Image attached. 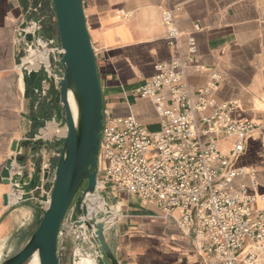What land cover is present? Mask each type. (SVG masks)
Returning a JSON list of instances; mask_svg holds the SVG:
<instances>
[{"label": "crops", "instance_id": "obj_1", "mask_svg": "<svg viewBox=\"0 0 264 264\" xmlns=\"http://www.w3.org/2000/svg\"><path fill=\"white\" fill-rule=\"evenodd\" d=\"M44 1L0 0V173L16 156L15 144L34 130L16 47L18 29L32 16L31 10L43 5L40 16L52 14V6ZM83 6L105 112L115 118L134 117L149 132H157L160 126L154 103L135 96V91L157 74L158 64L168 63L177 53L189 57L188 40L193 37L197 50L188 69L193 98L197 100L210 83L214 89L208 100L213 107L237 101L234 120H264V0H83ZM165 10L174 11L181 32L178 47L167 38L162 21ZM48 33L47 29V37L54 39L55 34ZM51 64L55 65L53 57ZM60 127L65 128L62 120L49 121L47 130L41 131L48 135V147L41 152L44 169L56 161L61 142L55 131ZM232 149L230 142L221 144L224 153ZM234 168L255 174L256 187L249 174L235 184H246L256 196L255 212L264 210V152L259 137L246 141V150ZM6 194L10 195L9 205L4 204ZM110 194L114 208L106 237L120 264H205L193 246V231H183L171 216L137 196L116 189ZM20 196L11 186L0 184L2 257L20 251L40 222L36 208L11 206ZM97 203V209L96 204H89L91 213L105 209L103 201ZM66 256L62 264H70Z\"/></svg>", "mask_w": 264, "mask_h": 264}, {"label": "built area", "instance_id": "obj_2", "mask_svg": "<svg viewBox=\"0 0 264 264\" xmlns=\"http://www.w3.org/2000/svg\"><path fill=\"white\" fill-rule=\"evenodd\" d=\"M42 7L31 10L30 19L40 17ZM29 21L26 33L44 29L41 21L38 25ZM162 21L170 44L178 47L181 32L174 11L165 10ZM188 42L189 57L177 53L168 63L158 64L157 74L135 91V96L154 103L157 132H149L134 117L115 118L105 112L98 192L110 194L116 189L160 208L183 231H193V246L205 264H264V210L255 212L256 196L246 184H235L248 171L234 168L249 138L259 137L264 152V120H234L237 101L213 107L208 100L214 89L210 83L197 100L193 98L188 69L194 64L197 46L193 37ZM24 50L17 65L21 72L50 71L51 55L61 53L53 40L43 38L26 43ZM42 130L35 140L47 141ZM62 130L55 131L59 140L66 133ZM224 142L233 144L228 154L221 150ZM51 166L50 162L43 172ZM249 176L256 187L255 174ZM100 201L99 195L90 198L96 209Z\"/></svg>", "mask_w": 264, "mask_h": 264}, {"label": "water", "instance_id": "obj_3", "mask_svg": "<svg viewBox=\"0 0 264 264\" xmlns=\"http://www.w3.org/2000/svg\"><path fill=\"white\" fill-rule=\"evenodd\" d=\"M49 2L52 14L28 18L20 26L17 64L26 43L36 38L53 40L61 53L51 55L55 65L50 71L22 72L24 98L34 130L15 144L16 156L0 173V184L11 186L21 195L11 206H32L41 218L24 247L3 256L0 264H27L36 254L40 264H62L69 248L73 255L95 264H120L106 237L111 227L107 221L113 215L114 207L109 202L112 195L99 193L97 187L105 110L83 0ZM29 20L37 25L41 21L44 29L34 35L26 33ZM47 29L48 35L55 34L54 39L47 37ZM55 120L63 121L66 133L60 140L56 161L44 173L41 152L48 145L35 137ZM97 195L105 204V211L98 215L89 212L90 198ZM9 198V194L4 196L5 205H9Z\"/></svg>", "mask_w": 264, "mask_h": 264}, {"label": "rangeland", "instance_id": "obj_4", "mask_svg": "<svg viewBox=\"0 0 264 264\" xmlns=\"http://www.w3.org/2000/svg\"><path fill=\"white\" fill-rule=\"evenodd\" d=\"M14 254V252H11L8 256H11V255H13ZM67 254V256H66V263H68V261H69V263L70 264H75L76 262H77V260L79 259L78 257H77V254H75V255H73V252H72V250H71V248H69V250H68V252L66 253ZM72 256V257H71ZM2 258V248H0V259ZM4 258V257H3ZM33 259V258H32ZM31 259V260H32ZM31 260L27 263V264H30V262H31ZM91 260V259H90ZM91 262L92 263H94L92 260H91ZM95 264V263H94Z\"/></svg>", "mask_w": 264, "mask_h": 264}, {"label": "bare ground", "instance_id": "obj_5", "mask_svg": "<svg viewBox=\"0 0 264 264\" xmlns=\"http://www.w3.org/2000/svg\"><path fill=\"white\" fill-rule=\"evenodd\" d=\"M56 125V124H55ZM49 129V128H48ZM66 132V128H63L62 130V134ZM44 133V132H42ZM45 134V133H44ZM90 211H91V208H89ZM89 211V212H90ZM91 213V212H90ZM30 264H40V261H39V258H38V255L36 254L33 259L31 260ZM75 264H94L91 262V260L89 258H79L77 260V262Z\"/></svg>", "mask_w": 264, "mask_h": 264}]
</instances>
